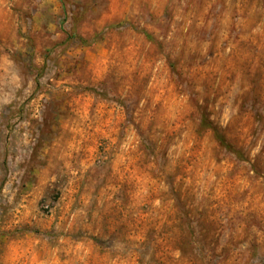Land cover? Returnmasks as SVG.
<instances>
[{
    "label": "rangeland",
    "instance_id": "374dc122",
    "mask_svg": "<svg viewBox=\"0 0 264 264\" xmlns=\"http://www.w3.org/2000/svg\"><path fill=\"white\" fill-rule=\"evenodd\" d=\"M0 264H264V0H0Z\"/></svg>",
    "mask_w": 264,
    "mask_h": 264
},
{
    "label": "trees",
    "instance_id": "16d2710c",
    "mask_svg": "<svg viewBox=\"0 0 264 264\" xmlns=\"http://www.w3.org/2000/svg\"><path fill=\"white\" fill-rule=\"evenodd\" d=\"M217 136H218L219 140H220L222 143H224L223 136H222L221 134H219V133H217Z\"/></svg>",
    "mask_w": 264,
    "mask_h": 264
}]
</instances>
